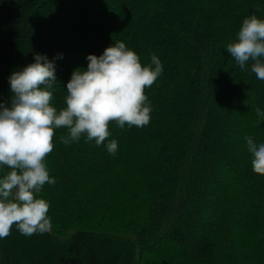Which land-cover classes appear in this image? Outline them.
I'll return each instance as SVG.
<instances>
[{
	"label": "trees",
	"instance_id": "trees-1",
	"mask_svg": "<svg viewBox=\"0 0 264 264\" xmlns=\"http://www.w3.org/2000/svg\"><path fill=\"white\" fill-rule=\"evenodd\" d=\"M253 13L264 19V0H0V103H10V75L37 53L55 63L58 110L73 71L117 41L143 65L153 54L163 65L145 89L146 126L111 122L99 146L86 136L65 145L67 129L55 130L45 162L56 183L38 194L50 205L54 234H132L140 264H264V174L254 172L245 139L264 143V118L255 112L264 111V80L226 51ZM228 120L239 126L226 130ZM112 139L115 155L106 148ZM229 145L235 154L220 182L224 206L201 227L204 238L175 239L192 198L217 181L201 170L225 164ZM7 171L0 166V176Z\"/></svg>",
	"mask_w": 264,
	"mask_h": 264
},
{
	"label": "clouds",
	"instance_id": "clouds-1",
	"mask_svg": "<svg viewBox=\"0 0 264 264\" xmlns=\"http://www.w3.org/2000/svg\"><path fill=\"white\" fill-rule=\"evenodd\" d=\"M226 51L245 70L264 80V19L255 13L244 18L236 39ZM87 68L73 71L66 89L65 107L51 103L56 78L55 63L37 53L34 62L10 77V103H0V166L9 171L0 176V239L11 235L12 227L25 236L51 231L49 203L38 198L45 184L54 185L46 157L54 149L56 129H67L60 140L65 145L86 141L104 145L111 135L109 125L120 129L144 127L150 122L151 103L145 94L163 72L160 59L153 54L143 65L139 55L123 41L108 46L103 54H89ZM258 117L264 111L255 109ZM254 172L264 174V143L245 138ZM115 155L118 142L106 144Z\"/></svg>",
	"mask_w": 264,
	"mask_h": 264
},
{
	"label": "rangeland",
	"instance_id": "rangeland-1",
	"mask_svg": "<svg viewBox=\"0 0 264 264\" xmlns=\"http://www.w3.org/2000/svg\"><path fill=\"white\" fill-rule=\"evenodd\" d=\"M234 125L239 126L229 120L222 124L226 130H232ZM227 151L229 156L225 164L201 170L202 176L211 172L217 181L214 178L211 186H203L200 195L192 198V211L197 208L200 215L192 211L185 213L188 220L175 239L204 238L205 230L201 227L207 220L214 219L213 213L224 206L225 200L219 196L220 182L232 170L229 158L235 154L232 145ZM137 249L132 234L71 229L64 235L49 231L29 237L22 235L14 225L11 235L0 239V264H140Z\"/></svg>",
	"mask_w": 264,
	"mask_h": 264
}]
</instances>
